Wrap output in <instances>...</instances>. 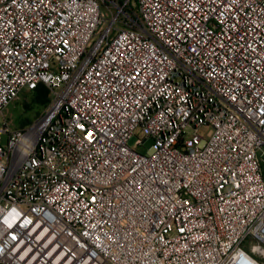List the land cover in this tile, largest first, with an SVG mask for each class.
Returning a JSON list of instances; mask_svg holds the SVG:
<instances>
[{"label": "built area", "instance_id": "1", "mask_svg": "<svg viewBox=\"0 0 264 264\" xmlns=\"http://www.w3.org/2000/svg\"><path fill=\"white\" fill-rule=\"evenodd\" d=\"M40 86L0 264H264V0H0V118Z\"/></svg>", "mask_w": 264, "mask_h": 264}, {"label": "rangeland", "instance_id": "2", "mask_svg": "<svg viewBox=\"0 0 264 264\" xmlns=\"http://www.w3.org/2000/svg\"><path fill=\"white\" fill-rule=\"evenodd\" d=\"M102 11L108 15V20L109 23L111 22V17L108 9L102 7ZM113 14H117V10L112 8ZM116 28L118 29H124L125 27L123 25H120L119 23L115 25ZM108 28L107 23H103L101 25V30L105 31ZM115 34V31H112L110 33V36H113ZM98 39V38H96ZM29 92L25 91L23 95L21 96L19 101H16L13 103L8 110L5 112V115L3 118H0V131L3 130L5 121L9 124V128L12 131L16 130H21L27 126H25V122H35L39 119V116L37 115V110H31V111H26V107H24L25 103L30 102L29 98ZM50 100H51V95H49ZM26 111V112H25ZM40 111V110H39ZM44 111V110H43ZM40 114H42V112ZM188 136H191L193 134V129H187L186 131ZM214 133V129L209 126H203L199 129V134L206 139H209ZM7 142V135L3 136V143L6 144ZM137 138H133L130 142V146L135 149L138 153L140 154H146L147 151L150 149L152 146V142L148 141L144 146H137L136 145Z\"/></svg>", "mask_w": 264, "mask_h": 264}, {"label": "trees", "instance_id": "3", "mask_svg": "<svg viewBox=\"0 0 264 264\" xmlns=\"http://www.w3.org/2000/svg\"><path fill=\"white\" fill-rule=\"evenodd\" d=\"M30 102L25 103L26 111L37 110V115L40 116V112L43 111L50 103L49 91L43 86L38 87L35 91L29 92ZM19 101V100H18ZM40 110V111H39ZM25 111V112H26ZM25 126L31 124V122H25Z\"/></svg>", "mask_w": 264, "mask_h": 264}]
</instances>
